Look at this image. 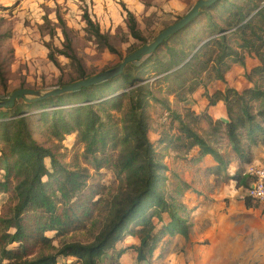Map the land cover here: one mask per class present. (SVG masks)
Returning <instances> with one entry per match:
<instances>
[{
	"label": "trees",
	"instance_id": "16d2710c",
	"mask_svg": "<svg viewBox=\"0 0 264 264\" xmlns=\"http://www.w3.org/2000/svg\"><path fill=\"white\" fill-rule=\"evenodd\" d=\"M218 9L222 14L215 18ZM203 15L207 16L206 37L191 42L187 50L167 45L168 38L162 43L169 56L167 62L157 57V48L110 81L44 101L19 100L12 108L0 109V192L10 190L15 199L10 212L0 217V264H59L60 258L72 259L70 264H99L108 250H112L109 264H123L121 256L128 250L141 264L152 257L166 235H188L189 224L176 213L183 207L171 206L162 193L161 175L166 167L148 138L151 120L146 110L149 102L155 101L148 81L149 65L159 80L200 81L188 86L186 93L192 95L202 89L208 106L222 102L225 109L226 118L221 120L210 118L206 111L197 114L190 107L177 113L169 110L168 102H159L170 118V134L159 143L169 151L192 164L209 156L221 170L229 158L239 165L249 162L250 147L264 145V58L260 54L264 49V0H245V4L242 0H218L201 9L199 16ZM85 21L92 36L105 39L88 16ZM130 21L131 35L143 40L135 22ZM230 35L239 39V48L229 43ZM244 52L260 59L259 65L244 73L249 86L240 92L226 87L209 94L211 82L225 83L228 61L245 66ZM113 82L123 83L122 92L112 90L105 100V96H97ZM170 95H176L175 90L171 89ZM76 96H82L83 105L67 108L65 99ZM126 98L128 109L120 128H116L107 110L121 112ZM175 99L178 103L186 101L182 95ZM256 102H260L258 109L253 105ZM37 124L52 140L61 141L65 135L77 133L96 170L110 165L117 175H124L112 212L91 244L61 243L54 249L56 239L78 229L82 222L73 200L85 187L88 174L67 170L50 149L39 145L31 134ZM119 148L118 161L111 163V153ZM224 148L228 151L225 155ZM230 179L237 187H248L249 177L240 169ZM163 214L168 215L169 222L158 230L155 220L162 221ZM126 236L135 238L137 244L115 251V245ZM47 249L55 253H46Z\"/></svg>",
	"mask_w": 264,
	"mask_h": 264
},
{
	"label": "rangeland",
	"instance_id": "374dc122",
	"mask_svg": "<svg viewBox=\"0 0 264 264\" xmlns=\"http://www.w3.org/2000/svg\"><path fill=\"white\" fill-rule=\"evenodd\" d=\"M197 1L0 0V100L7 99L17 89L46 92L110 70L185 16ZM242 2L245 4V0ZM221 14L218 9L213 16L219 18ZM85 16L105 39H97L89 33ZM130 20L135 22L143 40L131 35ZM206 20V15L197 17L191 25L168 39L167 45L182 46L187 50L191 42L206 37ZM201 33L203 37L199 36ZM228 40L233 47L239 48L241 42L236 36L230 35ZM260 54L264 58V49ZM157 57L162 62L169 60L165 46L157 49ZM243 57L244 67L228 61V81L233 85L227 87L238 92L247 86L243 72L260 64L256 55L244 52ZM154 70L149 65L147 72L151 79L148 81L155 101H150L146 110L151 120L148 138L160 163L166 167L161 175L162 193L171 206L183 207L176 213L187 221L189 232L186 237L178 232L173 236L166 235L152 257L141 264H264V204L248 198L246 188L237 187L230 179L238 169L246 173L252 166H264V145L250 147L249 162L239 165L229 158V164L221 170L214 164L205 169L200 163L182 160L164 143H159L165 134H170L169 112L159 102H168L169 110L182 113L183 108H191L197 102L186 89L200 81L159 80L160 76H156ZM202 78L206 81L204 75ZM122 86L121 82H113L96 94L106 99L112 90L122 92ZM171 89L176 95H170ZM177 95L184 96L186 101L178 103ZM82 100V96H76L64 102L69 103V108L82 106ZM253 105L258 109L260 102ZM127 109L128 98L124 100L121 112L107 110L116 128H120ZM31 134L39 145L50 149L67 170L88 174L85 187L73 200L75 212L82 222L78 229L56 239L54 249L61 243H93L112 212L117 192L124 185V175H117L110 165L96 170L77 133L65 135L61 141L52 140L42 125L37 124ZM120 148L111 153V163L118 161ZM222 150L224 155L228 152L225 148ZM210 162L213 163V159ZM45 165L50 168L48 160ZM2 175L0 169V181ZM14 204L10 190L0 192V217L7 215ZM155 222L159 230L169 222L168 215L163 214L162 221ZM133 241L137 242L126 236L115 245V251ZM54 249L45 251L52 254ZM111 253L112 250L106 252L101 264H109ZM134 256L128 251L120 260L124 264H138ZM59 262L68 263L66 259H59Z\"/></svg>",
	"mask_w": 264,
	"mask_h": 264
},
{
	"label": "water",
	"instance_id": "95a60500",
	"mask_svg": "<svg viewBox=\"0 0 264 264\" xmlns=\"http://www.w3.org/2000/svg\"><path fill=\"white\" fill-rule=\"evenodd\" d=\"M217 1L218 0H198L185 16H183L174 24L170 25L162 32H160L153 41H151L146 45H143L134 52L125 56L119 64H117L115 67L111 68L110 70L103 71L87 79L77 81L72 84H68L59 88H54L46 92L31 90V89L14 90L7 99L0 100V109L12 108L19 100H22L25 103L44 101L49 98L77 92L81 89H88L93 86L110 81L123 74L125 68L129 64L138 62L142 60L144 57L152 54L157 48H159L162 45V43L165 40L172 37L173 35L181 31L185 27L191 25L194 22V20L199 16L201 9L210 7L213 4H215Z\"/></svg>",
	"mask_w": 264,
	"mask_h": 264
},
{
	"label": "crops",
	"instance_id": "0c3cea01",
	"mask_svg": "<svg viewBox=\"0 0 264 264\" xmlns=\"http://www.w3.org/2000/svg\"><path fill=\"white\" fill-rule=\"evenodd\" d=\"M244 73L245 72H243V75H244ZM225 83L224 82H221V81H214V82H211L208 86H207V92L209 93V94H211V93H213V92H215V91H223L228 85H233V84H231L229 81H228V77H229V75H228V73L225 75ZM244 77V76H243ZM244 80H245V78H243ZM226 81H228L227 82V84H226ZM246 81V80H245ZM246 83H247V81H246ZM249 86V84L247 83V86L245 87V88H247ZM200 92H199V94L198 93H193V95H192V97H193V99L194 100H196L197 102L196 103H193V105L191 106V108L197 113V114H199V113H201V112H205L206 111V113L208 114V116L210 117V118H212V119H221V120H225V118H226V115H225V109H224V105H223V103L222 102H219V103H217L216 105H214V106H208L207 105V101H206V99L202 96V94H203V91L204 90H202V89H198ZM196 92V91H195ZM199 95V96H197L200 100L198 101V98L196 99V96L195 95ZM212 160V158L211 157H209V156H206V157H204L203 158V160H202V162L200 163V166L202 167V168H205V169H207V168H209V167H213L212 165L214 164V165H216L215 164V162H213V163H211L210 161ZM134 242H136V241H133V242H130L131 244H129L128 246H131V245H135V244H137V242L136 243H134ZM128 246H124V248L125 247H128ZM129 252H132V253H134L133 251H131V250H128ZM128 251H126L125 253H127ZM134 255H135V253H134ZM135 257V260H136V255L134 256ZM60 259H63V258H60ZM67 262L70 264L71 262H72V259H67ZM101 262H103V260H101L100 262H99V264H101ZM121 262H122V260H121ZM67 263V264H68ZM123 263V262H122ZM124 264V263H123Z\"/></svg>",
	"mask_w": 264,
	"mask_h": 264
},
{
	"label": "built area",
	"instance_id": "2783aa9c",
	"mask_svg": "<svg viewBox=\"0 0 264 264\" xmlns=\"http://www.w3.org/2000/svg\"><path fill=\"white\" fill-rule=\"evenodd\" d=\"M243 175L249 177L246 196L257 203L264 204V166H252Z\"/></svg>",
	"mask_w": 264,
	"mask_h": 264
}]
</instances>
